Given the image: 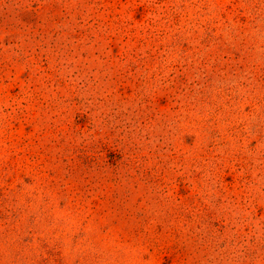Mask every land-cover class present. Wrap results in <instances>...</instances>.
I'll use <instances>...</instances> for the list:
<instances>
[{
  "label": "rangeland",
  "instance_id": "374dc122",
  "mask_svg": "<svg viewBox=\"0 0 264 264\" xmlns=\"http://www.w3.org/2000/svg\"><path fill=\"white\" fill-rule=\"evenodd\" d=\"M0 264H264V0H0Z\"/></svg>",
  "mask_w": 264,
  "mask_h": 264
}]
</instances>
